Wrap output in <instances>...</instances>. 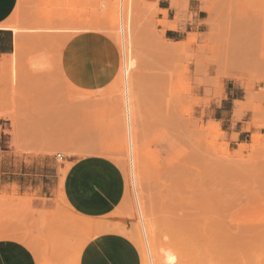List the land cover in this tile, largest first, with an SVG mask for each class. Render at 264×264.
<instances>
[{"label": "rangeland", "instance_id": "obj_1", "mask_svg": "<svg viewBox=\"0 0 264 264\" xmlns=\"http://www.w3.org/2000/svg\"><path fill=\"white\" fill-rule=\"evenodd\" d=\"M50 1L47 7L49 0H22L12 19L26 29L15 36L24 44L17 81L7 78L11 54L0 56V240L22 242L38 264H78L86 242L102 232H119L140 247L126 177L130 195L114 222L76 215L63 194L65 174L78 157L104 156L126 175L117 161L120 104L110 82L87 92L61 67L64 47L77 34L116 49L107 29L111 0ZM137 1V125L156 243L176 251L178 264H264V0H199L204 32H187L178 43L165 31L187 22L185 3L173 1L176 19L169 21L155 0ZM41 12L53 15L51 26L71 30L45 38L28 31L44 24ZM66 14L73 15L70 21L62 19ZM39 54L51 63L47 74L32 69ZM232 89L241 100L225 102ZM221 102L233 109L231 128L212 116ZM235 108L242 117L235 125L247 131L240 141L231 139ZM57 181L58 194L41 192L42 184Z\"/></svg>", "mask_w": 264, "mask_h": 264}, {"label": "crops", "instance_id": "obj_2", "mask_svg": "<svg viewBox=\"0 0 264 264\" xmlns=\"http://www.w3.org/2000/svg\"><path fill=\"white\" fill-rule=\"evenodd\" d=\"M160 11H167V19L175 21L176 8L184 0H155ZM20 0H0V25L14 15ZM188 11L196 13L191 21L179 22L177 30H166L165 38L174 43L185 39L190 31L204 32L205 11L199 0H189ZM160 20L165 18L159 13ZM206 23V22H205ZM15 34L0 28V56L11 54L14 49ZM119 62V56L113 45L104 39L88 33L71 37L66 43L61 57V67L65 77L76 87L96 90L106 87ZM232 97L224 101L233 103L241 100L235 89L229 92ZM225 102L214 106L212 116L231 128L232 108ZM219 115V118L216 116ZM237 122L232 132L238 134V141L247 131ZM58 181L42 184L41 192L51 191L49 197L57 192ZM126 180L123 171L109 158L88 155L75 158L65 174L63 194L66 206L76 215L94 222H114V213L122 205L126 195ZM47 195V194H46ZM48 196V195H47ZM114 249V250H113ZM142 257L136 244L126 235L115 231L102 232L86 242L81 250L78 264H142ZM0 264H38L34 253L22 242L14 239L0 240Z\"/></svg>", "mask_w": 264, "mask_h": 264}, {"label": "bare ground", "instance_id": "obj_3", "mask_svg": "<svg viewBox=\"0 0 264 264\" xmlns=\"http://www.w3.org/2000/svg\"><path fill=\"white\" fill-rule=\"evenodd\" d=\"M20 2H22V0H20ZM74 2H76V0ZM54 3L53 1L49 0V2H47V7H49L48 5L50 4L53 5ZM137 3V0H111L108 4L107 29L113 35L112 37L114 39V42H116V50L119 54L118 65L113 72L112 78L110 80L112 88L111 90L120 104L118 108V126L120 127L119 138L121 140L119 139L120 145L118 149V155L120 157L117 161L119 164H122L125 167V177L128 180L129 186H131L132 188V196L134 198L135 207L132 212H128H130V217L136 220L135 225L133 223V226L136 232V240L140 247L139 251L142 257V264H178L180 258L176 251L174 252L168 247H163V244L160 245V243H156L154 236L155 226L151 219V214L146 207V201L144 200L145 198L143 195L142 185L145 184V170L143 167L145 154L143 151V147H141L139 144V127L137 125L140 95V80L137 73L139 68V56L137 53L135 42V12L137 10ZM17 10L18 8L9 21L0 25V28H4L6 30L14 32V34H16L15 36H17L20 31L26 30L25 28L19 26L17 22L14 21L15 19L12 20ZM62 13L63 12L57 13L56 15L59 16ZM66 15H69L70 18L69 16L67 18L65 16L62 17L63 20L65 18V20L70 21L69 19H72L71 16L73 17L72 14ZM61 16H64V14H62ZM40 19L41 21L43 20V22L45 21L42 26L37 25L36 28L33 27L27 30L39 33V36L44 38L48 37L47 33H52L56 30H61L62 32L71 30L68 28H57L51 26L49 24L53 19V15L51 13L49 14L45 12L44 14L41 12ZM54 20L55 18L53 19V21ZM168 29L176 30V26H170ZM64 35L66 37L67 34ZM42 43L43 42L39 40L35 48H38L40 45H42ZM23 45L20 40L16 38L14 51L11 53V57L9 58V60L6 62L8 66L7 68L9 69V72H7V78L10 77V80L12 82L17 81L19 75V71L21 68L20 61L23 58H21L24 49ZM46 46L47 45H45V47ZM27 58H30V56ZM29 61L30 60H28V62ZM24 63H27L25 59ZM30 64L33 67L31 68L36 72L46 71V74L47 72H50L49 68L51 63L41 54L33 56ZM44 76L46 75L44 74ZM10 80L8 79L9 82ZM86 90L87 92H89L88 89ZM127 189L126 194L128 197L129 190L127 193Z\"/></svg>", "mask_w": 264, "mask_h": 264}, {"label": "clouds", "instance_id": "obj_4", "mask_svg": "<svg viewBox=\"0 0 264 264\" xmlns=\"http://www.w3.org/2000/svg\"><path fill=\"white\" fill-rule=\"evenodd\" d=\"M184 3H185V6H186V9L189 7V0H184ZM171 4H172V0H171ZM174 8H175V6H174V4L172 5ZM158 7V6H157ZM202 9H204L203 7H201ZM204 10H206V9H204ZM196 15V13H194V14H190V15H187L186 16V18H185V21H191L192 20V17L193 16H195ZM205 21L206 20H202V21H199L198 23H202V24H206L205 23ZM238 106L236 105V108H237ZM236 108H235V111H234V114H233V127L235 126V122L236 121H238V120H240L242 117H237L236 116ZM247 111V110H246ZM245 111V112H246ZM225 135V133L223 132V136ZM237 136H238V134L237 133H235V132H233L232 133V136H231V139L233 140V141H235L236 139H237Z\"/></svg>", "mask_w": 264, "mask_h": 264}]
</instances>
